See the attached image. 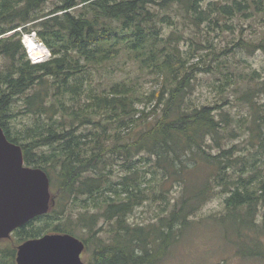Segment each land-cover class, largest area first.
Masks as SVG:
<instances>
[{"label":"trees","instance_id":"obj_1","mask_svg":"<svg viewBox=\"0 0 264 264\" xmlns=\"http://www.w3.org/2000/svg\"><path fill=\"white\" fill-rule=\"evenodd\" d=\"M169 11L195 25L233 29L227 20L234 17L264 18V0H0V126L56 193L47 213L2 239L0 264H16V246L45 233L81 239L87 264H159L215 196L223 211L210 218L223 226L224 240L244 257L264 258V104L254 101L264 79L257 69L224 74L214 49L204 67L192 63L194 54L182 55L174 42L180 34L163 35L162 25L173 22ZM33 30L47 60L27 55L22 35ZM235 45L264 52V32L257 42ZM115 62L153 70L159 89L139 95L132 80L116 77ZM91 69L101 70L102 88L90 89L84 104L68 105ZM199 71L222 74L221 92L233 83L250 104V119L235 121L216 102L189 100ZM22 98L33 120L24 131L9 122L11 105ZM145 98L162 105L159 114L137 108ZM85 126L94 129L80 130ZM172 185L178 193L170 199ZM157 200L151 220H130Z\"/></svg>","mask_w":264,"mask_h":264},{"label":"rangeland","instance_id":"obj_2","mask_svg":"<svg viewBox=\"0 0 264 264\" xmlns=\"http://www.w3.org/2000/svg\"><path fill=\"white\" fill-rule=\"evenodd\" d=\"M207 1H224V0H207ZM52 6L51 2L45 5L44 10L47 11ZM172 24H163V35H169L173 30L180 34L181 38L174 41L180 49L182 55L187 56L194 54L190 58L192 63H198L200 67H204L212 58V50L216 51V58L225 63L227 67L223 68V73L228 71L243 70L250 72L252 69H257L260 73V80L264 79V52L256 50L253 53H248L235 43L241 38L251 41H256L264 32V18H250L245 20L242 17H234L227 20V23L232 24L233 29H222L220 26H213V29L208 28V24L203 22L199 25L193 24L190 18H184L181 11H169ZM34 30L29 33L31 35ZM26 34V33H24ZM35 37H37V34ZM24 35H22V39ZM44 56L40 61L47 60L50 57V52L46 46ZM234 49L233 53L222 54L224 49ZM26 49V48H25ZM27 52V49H26ZM30 60L32 57L28 54ZM36 61V60H34ZM1 62V59H0ZM116 77L124 80H132L136 91L139 95L148 96L154 90H158L161 85V79L157 77V73L147 68L140 69L130 63L118 64ZM234 80V79H233ZM224 81L222 74H213L210 72L199 71L192 84L191 94L188 96L195 104H214L215 102L221 105L222 110H227L230 115L236 120L250 119V104L244 100H239L238 95L232 90L231 83L226 89L221 92L219 85ZM100 83H105L101 76V70L91 69L89 74L84 78V91L76 97L75 101L66 99L68 105L84 104L88 101V96L91 94L90 89L99 91L102 86ZM228 99L229 104H224L223 101ZM257 104H264V94H260L254 98ZM161 104H157V100L153 98L149 101L145 98L143 102L137 104L138 109L150 111L151 114H159ZM10 113L12 117L9 122L16 130L24 131L28 126L32 125V116L25 112L24 98L18 100L11 105ZM153 115V116H154ZM153 116L150 117L153 118ZM93 130V126H85L80 130L87 132ZM125 132H129L125 129ZM243 136L234 139L235 142L240 141ZM126 139V137L124 138ZM120 163V162H119ZM115 172L119 173L121 166L114 167ZM52 192L55 196L56 193ZM178 193L177 185H172L169 188L170 199ZM223 198L215 196L207 201L200 210L192 216L195 222L189 228L184 238L174 245L171 252L159 264H264L262 257H244L236 252V248L223 238L224 228L221 225L212 222L210 216L219 215L223 211ZM161 201L157 200L151 206L149 202L145 206L138 207L133 214L130 215V220L134 222H147L151 220L159 212ZM231 232V229H230ZM6 244L5 240H0V248ZM243 247V246H242ZM82 260L86 262L88 255L82 254Z\"/></svg>","mask_w":264,"mask_h":264},{"label":"water","instance_id":"obj_3","mask_svg":"<svg viewBox=\"0 0 264 264\" xmlns=\"http://www.w3.org/2000/svg\"><path fill=\"white\" fill-rule=\"evenodd\" d=\"M54 204L49 177L40 167L25 165L21 147L0 126V240ZM85 245L69 233H45L16 246V264H87Z\"/></svg>","mask_w":264,"mask_h":264},{"label":"bare ground","instance_id":"obj_4","mask_svg":"<svg viewBox=\"0 0 264 264\" xmlns=\"http://www.w3.org/2000/svg\"><path fill=\"white\" fill-rule=\"evenodd\" d=\"M24 44L29 51L30 56L35 59H41L45 54V47L33 35L24 36Z\"/></svg>","mask_w":264,"mask_h":264},{"label":"built area","instance_id":"obj_5","mask_svg":"<svg viewBox=\"0 0 264 264\" xmlns=\"http://www.w3.org/2000/svg\"><path fill=\"white\" fill-rule=\"evenodd\" d=\"M31 35H33L35 37V32H33ZM25 36V35H24ZM24 39V38H23ZM35 59L32 58V61H34Z\"/></svg>","mask_w":264,"mask_h":264}]
</instances>
